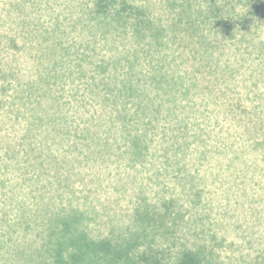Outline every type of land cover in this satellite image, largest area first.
<instances>
[{"label":"rangeland","instance_id":"1","mask_svg":"<svg viewBox=\"0 0 264 264\" xmlns=\"http://www.w3.org/2000/svg\"><path fill=\"white\" fill-rule=\"evenodd\" d=\"M258 5L0 0V264L65 219L133 259L264 264Z\"/></svg>","mask_w":264,"mask_h":264},{"label":"trees","instance_id":"2","mask_svg":"<svg viewBox=\"0 0 264 264\" xmlns=\"http://www.w3.org/2000/svg\"><path fill=\"white\" fill-rule=\"evenodd\" d=\"M257 1L261 5L255 6V9L264 12V0ZM211 8L212 12H218L217 5L212 4L209 9ZM250 15H253L251 11L247 12L242 19H249ZM141 217L144 222L151 221L147 214H143ZM61 222L59 229L53 224L48 227L40 249L35 254L39 259L28 262L26 258L27 264H92L93 262L95 264H112L124 260L131 264H137L138 260L144 264H159V258L155 254L143 252L133 259L131 251H129L132 247L130 244L125 247L115 244L109 239H90L83 232L75 233L71 230L72 220L65 219ZM46 255L49 256V259ZM176 264H203V261L197 254L185 252L177 257Z\"/></svg>","mask_w":264,"mask_h":264}]
</instances>
